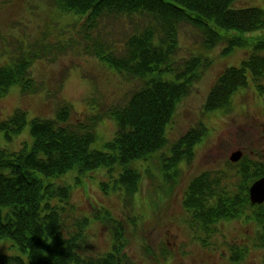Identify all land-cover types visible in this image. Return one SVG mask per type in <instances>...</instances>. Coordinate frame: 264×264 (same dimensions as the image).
I'll use <instances>...</instances> for the list:
<instances>
[{"label":"trees","instance_id":"16d2710c","mask_svg":"<svg viewBox=\"0 0 264 264\" xmlns=\"http://www.w3.org/2000/svg\"><path fill=\"white\" fill-rule=\"evenodd\" d=\"M236 1L54 0L59 10L76 13L87 27L111 15L134 19L136 30L121 54L100 47L96 55L114 71L141 80L143 86L125 103L104 107L81 123H70L67 106L58 110L55 119H32L30 149L9 151L0 145V240H13L26 254H1L0 264H129L123 240L125 225L116 222L108 209L97 208L96 221L117 223L115 239L112 250L90 254L85 245L91 220L77 215L71 186L53 179L74 168L84 174L99 167L113 170L119 166L117 183L125 192L124 199L133 204L143 174L131 164L147 161L168 147V124L213 61L197 53L180 61L179 29L183 23L203 34L205 50L223 44L222 54L229 55L237 48H251L241 65L226 67L220 73L204 101V113L231 109L233 96L248 87L249 77L264 96V35H245L264 29V10L234 8ZM31 63L32 59L24 56L14 65L0 68V99L16 83L23 93L36 90L29 76ZM162 71H174L175 79L158 77ZM109 116L117 121L116 134L105 143V150L94 149L91 145L97 124ZM27 122V113L18 110L0 122V128L10 138L20 134ZM206 135L207 127L202 123L171 144L161 161L164 171L173 170V175L166 173L167 178L177 176L181 162L194 159L196 146ZM231 164L237 167L235 173L206 170L191 179L183 198L189 223L212 234L219 222L244 217L256 223L264 246V203L253 205L249 198L251 184L264 176V162L245 154ZM101 186L104 191L108 188L106 183ZM241 255L238 248L233 249V260Z\"/></svg>","mask_w":264,"mask_h":264},{"label":"rangeland","instance_id":"374dc122","mask_svg":"<svg viewBox=\"0 0 264 264\" xmlns=\"http://www.w3.org/2000/svg\"><path fill=\"white\" fill-rule=\"evenodd\" d=\"M233 7L264 10V0H237ZM136 25L134 19L111 15L87 27L76 13L59 10L54 0H0V68L28 56L32 59L29 76L36 87L35 91L23 93L16 83L0 99V122L18 110L25 111L28 119L22 132L10 138L0 128V145L9 151L30 149L32 119H55L64 106L68 107L70 123L75 124L104 107L105 110L125 103L143 82L114 71L96 52L105 47L121 54ZM245 35L259 37L264 35V29ZM179 41L181 62L191 53L213 61L179 103L168 124V147L147 161L131 164L143 174L133 204L124 199L125 192L117 183L119 166L113 170L99 167L84 174L74 168L53 181L71 186V202L77 215L91 220L85 245L90 254L112 250L116 222L120 221L125 225L123 240L129 264H264V246L258 239L255 222L244 217L221 221L214 233L207 234L190 225L183 207L185 190L194 176L206 170L236 172L237 167L230 160L234 151L264 162V96L257 92L251 77L248 87L233 96L231 109L203 112L204 101L220 73L226 67L241 65L251 48H237L229 55L222 54L223 44L205 50L203 34L187 23L180 26ZM175 74L162 71L157 76L174 80ZM202 123L207 127V135L196 146L194 159L181 162L177 176L167 178L166 173L173 175V170H163L164 154L183 134ZM116 130L113 117L102 119L91 147L105 150V143L113 139ZM102 183L108 184L106 191ZM97 208L108 209L116 222L96 221ZM234 248L242 252L239 260L232 259ZM1 254L26 257L9 238L0 240Z\"/></svg>","mask_w":264,"mask_h":264},{"label":"water","instance_id":"95a60500","mask_svg":"<svg viewBox=\"0 0 264 264\" xmlns=\"http://www.w3.org/2000/svg\"><path fill=\"white\" fill-rule=\"evenodd\" d=\"M242 158V152L240 150L234 151L230 155L232 162H238ZM249 198L251 204L264 203V176L256 179L249 188Z\"/></svg>","mask_w":264,"mask_h":264}]
</instances>
